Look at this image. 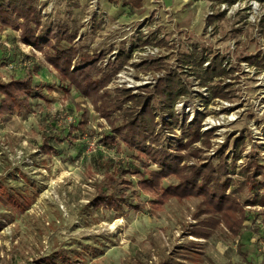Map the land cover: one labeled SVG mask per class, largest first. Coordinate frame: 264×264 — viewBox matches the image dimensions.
Wrapping results in <instances>:
<instances>
[{
    "label": "rangeland",
    "instance_id": "1",
    "mask_svg": "<svg viewBox=\"0 0 264 264\" xmlns=\"http://www.w3.org/2000/svg\"><path fill=\"white\" fill-rule=\"evenodd\" d=\"M150 1L135 9L126 0H36L42 27L78 32L73 45H60L80 51L74 65L95 55L97 69L107 70L120 64L121 53L129 57L97 104L50 66L45 53L24 45L20 31L0 26V82L32 73L37 88L30 113L0 117V264H40L60 253L75 264H247L244 253L264 264V208L248 206L255 196L249 187L241 194L247 220L238 237L221 224L209 238H195L201 221L211 217L196 219L204 208L198 198L172 199L161 211L149 204L126 213L93 205L106 172L120 163L136 165L140 173L157 169L113 132L127 115L142 111L134 102H120L124 92L151 103L159 148L186 143L183 127L200 122L202 139L193 149L202 151L201 158L187 164L217 163L240 152L234 180L249 161L264 166V0H170V17ZM220 60L226 76L204 84L203 72ZM169 76L187 92L172 113L155 93ZM217 84L227 98L212 95L209 88ZM109 98L122 107L109 109L114 126L101 111ZM112 135L116 143L107 145L104 139ZM139 177L128 179L136 184ZM177 183L169 178L163 186ZM139 199L152 200L145 194Z\"/></svg>",
    "mask_w": 264,
    "mask_h": 264
},
{
    "label": "trees",
    "instance_id": "2",
    "mask_svg": "<svg viewBox=\"0 0 264 264\" xmlns=\"http://www.w3.org/2000/svg\"><path fill=\"white\" fill-rule=\"evenodd\" d=\"M217 1L219 3L226 0H205ZM117 3L119 0H110ZM127 5L132 8H142V0H126ZM0 26L5 29L20 31V40L34 50L45 53L47 63L64 75L82 97L98 101L105 99L106 95H101L112 77L128 62L125 53L120 54V64H111L107 70H98L99 58L87 55L81 59L78 65H74L80 51L74 47L62 50L61 42L73 45L77 39L78 32L70 31L67 27L53 30L51 27H42L39 11L36 7V0H0ZM46 49L53 50V55ZM119 58V59H120ZM219 57H217V60ZM203 61L195 64L202 67ZM222 61L214 63V68L208 67L203 72L204 84L213 82L214 78L226 76V70L222 67ZM97 78V79H96ZM211 93L215 98H227L225 88L220 84L212 85ZM37 90L34 86L32 73L23 79H13L8 83L0 82V117L6 118L14 114L30 113L32 110L31 100ZM156 96L160 98L164 109L172 113L173 104L182 96L186 95V89L182 88L178 81L170 76L159 81L155 89ZM123 100L120 102H134L137 106H142L141 112L127 115L124 123L118 127H113V132L117 137L148 163H153L157 169L153 170L149 166L140 173V168L136 165L120 163L114 171H107L101 182L97 197L93 205L97 208H107L118 213L127 211L140 212L149 204L154 211H161L170 200L179 201L192 198L202 199L204 208L200 209L202 214H210L211 217L201 221L204 228L194 231L193 236L198 239H207L212 233L224 224L225 227L235 237L240 236L244 223L247 220L244 205L241 202V194L244 188L249 187L255 192V196L248 202V206H260L264 208V181L259 177H264V166L249 161L245 167L238 172V179L234 180L230 176L237 171L236 162L240 158V152L230 157L233 161L229 163V157L222 155L217 163L208 161L199 162L192 165L187 164L190 160L200 161L202 151L193 149V145L201 141L200 122L183 127V141L176 142V146L159 148L160 135H156V117L154 116L150 102L144 99H136L130 93H122ZM119 102V101H117ZM122 110L120 103H113L109 98L105 102L102 112L104 117L111 121V107ZM99 110L100 108L97 107ZM170 115L178 124V118ZM169 130H172L171 128ZM59 140L58 135L54 137ZM106 144L116 143L115 136H107ZM148 142L151 146H148ZM209 146V141L205 140ZM241 147V145H239ZM238 146V148H240ZM43 148L46 153L51 152V147L47 143ZM185 153V154H184ZM185 163V164H184ZM136 168V172H134ZM134 174H140L138 182L135 184L128 179ZM169 178H176L177 184L168 187L163 186V182ZM230 191L229 194L227 192ZM141 194L150 196V202H144L140 198ZM220 216L221 218H217ZM240 248L243 245H238ZM247 264H254L248 261V255L244 253ZM40 264H75L72 258L66 253L53 255L40 261ZM172 264V263H164Z\"/></svg>",
    "mask_w": 264,
    "mask_h": 264
},
{
    "label": "built area",
    "instance_id": "3",
    "mask_svg": "<svg viewBox=\"0 0 264 264\" xmlns=\"http://www.w3.org/2000/svg\"><path fill=\"white\" fill-rule=\"evenodd\" d=\"M150 3H152L154 6H160L162 8V10L168 14V17H170L172 15L171 14V12H172L171 8L166 7V5L164 4V2L162 0H151ZM222 7H223V10L226 8L225 5H222ZM213 14L214 13L210 12V16H212ZM150 53H152V55H156V53H158V51L157 50H154V51L150 50Z\"/></svg>",
    "mask_w": 264,
    "mask_h": 264
},
{
    "label": "crops",
    "instance_id": "4",
    "mask_svg": "<svg viewBox=\"0 0 264 264\" xmlns=\"http://www.w3.org/2000/svg\"><path fill=\"white\" fill-rule=\"evenodd\" d=\"M163 2H164V4L166 5V7H169V8H171V10H173L172 9V7L171 6H169V4L171 5V4H173V2H179L180 0H175V1H170V0H162ZM169 3V4H168ZM174 8V10H175V8H178V5L176 4V7H173Z\"/></svg>",
    "mask_w": 264,
    "mask_h": 264
}]
</instances>
